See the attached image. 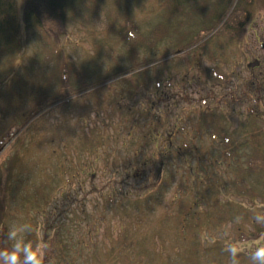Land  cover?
I'll return each mask as SVG.
<instances>
[{
	"label": "rangeland",
	"instance_id": "rangeland-1",
	"mask_svg": "<svg viewBox=\"0 0 264 264\" xmlns=\"http://www.w3.org/2000/svg\"><path fill=\"white\" fill-rule=\"evenodd\" d=\"M167 1L81 0L44 33L25 29V1L14 0L17 34L0 55V140L9 136L0 150V264H26L29 254L42 264L54 238L66 248L57 264H259L264 233L238 240L254 230L246 216L264 207V173L246 174L249 157L264 154L248 147L246 125L254 113L264 118V0L239 39L222 38V49L213 37L186 55L180 36L194 39L201 18L175 17ZM161 25L165 34H156ZM186 56L195 61L189 69ZM133 63L126 83L108 81ZM44 100L51 106L27 122ZM203 114L206 123L220 116L232 134V160L191 127ZM113 190L150 197L148 214L133 220L125 202L114 209ZM184 204L190 236L178 226Z\"/></svg>",
	"mask_w": 264,
	"mask_h": 264
},
{
	"label": "trees",
	"instance_id": "trees-1",
	"mask_svg": "<svg viewBox=\"0 0 264 264\" xmlns=\"http://www.w3.org/2000/svg\"><path fill=\"white\" fill-rule=\"evenodd\" d=\"M24 14H23V21L25 25L26 30H34L39 29L40 31H43L44 33L47 32V25H63L66 21V18L68 14L73 10L75 5H79V0H24ZM228 1V0H227ZM254 0H239L237 8L232 12L228 20L226 21L225 25L223 26V29L221 32L230 37H240L242 32L245 30L246 25L251 22L252 14L251 10L248 8L249 5L253 6ZM183 2V1H182ZM225 2V0H224ZM252 2V3H251ZM233 0H229L227 2L226 7H223L220 11H216L213 13H209L211 17L216 18V25L223 20L226 15L228 14L229 10L231 9ZM175 4H172L171 6H174ZM195 4H193L194 7ZM216 7L218 4H214ZM193 10V8H192ZM186 15V14H185ZM190 15V14H189ZM17 19V10H16V4L14 0H0V37L3 38V40L0 39V53L8 52L11 48V41L14 38V36L17 34V30L15 27V22ZM215 26V25H214ZM201 40V39H200ZM4 47H2V44ZM3 49V50H2ZM2 50V51H1ZM154 61H150V63H153ZM133 67L127 71H118L116 74L109 77L108 81L118 79L123 74H126L128 72L135 71L136 67L138 65L134 66V63L132 64ZM107 82V81H106ZM115 83H119L114 81ZM56 100V99H54ZM52 101H40L38 102L34 108L31 110L29 118L27 120L30 121L34 116L40 114L42 111H45L49 106H51ZM212 122L206 123L205 118L203 117V123H200L201 126H205L204 130L209 134V131L207 129L208 125L209 128H211V137H214V140H218V148L219 153L221 155V158L225 161L232 160L235 156V149H237V145L234 144L232 141V134L228 133L226 126L224 123H221V117L217 115H211ZM253 119L255 123H247V129L251 128L250 133L247 134V144L248 147H253V149L256 150L257 154L260 152H263L264 148V118L263 114L260 113L258 116L255 114L253 116ZM246 129V132H247ZM9 136L3 137L0 140V150L5 148L8 145V139ZM215 145V144H214ZM187 147V146H186ZM185 146L183 147V151L186 154H195L196 151L192 149H188ZM200 152V151H197ZM251 158L249 157L247 161L248 169L246 170V174L250 175L252 173L262 174L264 173V154L258 158ZM202 160V159H201ZM239 163V160H237ZM201 166H204L203 163L199 162ZM200 166V167H201ZM189 170H191V167H188ZM194 171H189V173L193 174ZM243 173V171H241ZM239 173V174H241ZM8 191V189L5 190V192ZM237 191L239 195H250V198H255L258 196L257 192L248 190L246 188L238 189ZM42 193L39 191H36V195L40 196ZM114 194H118L117 197H115L111 200L110 197H107L106 200L113 204V208L117 209L120 207L121 202H125L126 204L121 206L124 209L125 215L132 216L131 218L136 220L137 218H142L145 215L148 214V212L144 209V206H148L150 200H152L150 197H142L137 198L135 200H132L129 197H126L125 193L122 191L117 190L114 192ZM37 197V196H36ZM105 198L102 196V199ZM43 199V197H42ZM109 199V200H108ZM119 200V201H118ZM5 201V193L0 192V208H3V204ZM118 201V202H116ZM155 202V200H153ZM128 207V208H127ZM151 208V205L147 207V209ZM118 210V209H117ZM185 210V212H184ZM184 210L180 209V220L178 223V226L181 228L182 232H187L192 230L193 228L188 224L186 218L190 215L191 208H186ZM137 211L139 213L137 214ZM186 213V214H185ZM184 216V217H183ZM220 219V214L218 215ZM247 218H251L249 222H251V225L253 226V231L248 230H242L239 236V241L241 244H246L249 242H254L259 239L262 233H264V207L262 209L256 212H250ZM222 220V219H221ZM223 221V220H222ZM188 236V232L186 233ZM48 240L47 237H45V241ZM193 240V239H191ZM200 247V246H199ZM258 248V247H257ZM65 245L63 242H60L57 238L50 241L49 247H48V257L44 259V262L42 264H57V260L59 258L64 257V251H65ZM259 249V248H258ZM4 251V250H2ZM192 257V256H191ZM188 264H193V261L188 260Z\"/></svg>",
	"mask_w": 264,
	"mask_h": 264
},
{
	"label": "clouds",
	"instance_id": "clouds-1",
	"mask_svg": "<svg viewBox=\"0 0 264 264\" xmlns=\"http://www.w3.org/2000/svg\"><path fill=\"white\" fill-rule=\"evenodd\" d=\"M254 260L259 261V264H264V249L258 250L254 257ZM34 258L31 256V254L26 256V264H33ZM13 264H15V260L13 259Z\"/></svg>",
	"mask_w": 264,
	"mask_h": 264
},
{
	"label": "water",
	"instance_id": "water-1",
	"mask_svg": "<svg viewBox=\"0 0 264 264\" xmlns=\"http://www.w3.org/2000/svg\"><path fill=\"white\" fill-rule=\"evenodd\" d=\"M254 65H252L251 67L253 68Z\"/></svg>",
	"mask_w": 264,
	"mask_h": 264
}]
</instances>
